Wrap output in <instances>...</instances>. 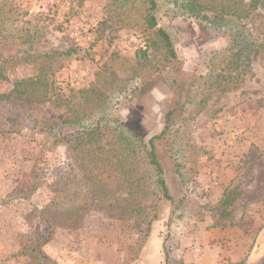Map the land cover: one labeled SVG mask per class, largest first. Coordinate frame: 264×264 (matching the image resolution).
Returning a JSON list of instances; mask_svg holds the SVG:
<instances>
[{"label": "rangeland", "instance_id": "1", "mask_svg": "<svg viewBox=\"0 0 264 264\" xmlns=\"http://www.w3.org/2000/svg\"><path fill=\"white\" fill-rule=\"evenodd\" d=\"M121 4L0 0V264H264V53L240 91L197 114L186 105L156 144L172 198L158 200L125 127L144 142L161 132L169 78L141 57ZM159 25L175 39L184 84L226 43L192 20ZM41 68L44 89L33 81L36 95L11 97L14 81ZM107 116L124 129L62 125ZM53 124L59 139L76 136L55 140ZM230 190L239 197L222 220L211 208Z\"/></svg>", "mask_w": 264, "mask_h": 264}, {"label": "trees", "instance_id": "2", "mask_svg": "<svg viewBox=\"0 0 264 264\" xmlns=\"http://www.w3.org/2000/svg\"><path fill=\"white\" fill-rule=\"evenodd\" d=\"M119 8L120 21L123 26L135 28L140 31L144 49L141 57L153 56L157 65L154 74H163L171 96L169 106L163 116V128L158 135L151 137L147 142L137 138L133 131L115 117H102L89 123L77 120H64L62 125H76L77 132L86 133L97 131L99 122L109 119L118 126L125 127L129 137L138 147V159L154 176V186L158 200L171 202L170 192L164 180V169L156 153V144H160L168 131L186 114V105L196 106V114L205 108L210 101H219L225 95L240 91L252 76V65L259 54L264 53V0H235L234 5L223 4L221 0H121ZM167 17L170 20L188 19L210 28L225 39V46L216 49L210 54L206 65V72L184 84L180 77L181 61L175 49V39L159 25L160 20ZM1 76V75H0ZM44 89L47 84L46 74L41 68L32 78L16 80L13 82L11 95L17 100H28L34 92L26 90L28 83L32 82ZM26 83V84H24ZM31 88V87H30ZM29 93V94H28ZM46 100V92L43 91ZM41 96V95H40ZM183 98V103L179 101ZM1 98V97H0ZM35 101H40L39 96ZM191 114V117L194 115ZM51 125L45 128L58 141L73 140L74 131L68 137H57ZM124 129V128H123ZM86 130V131H85ZM76 138V137H75ZM132 143V144H133ZM239 197L237 190L225 192L217 204L211 208L218 218L225 220L230 215L229 208Z\"/></svg>", "mask_w": 264, "mask_h": 264}]
</instances>
